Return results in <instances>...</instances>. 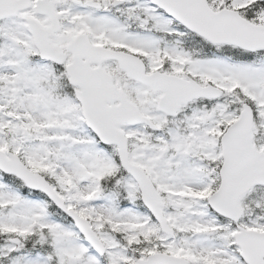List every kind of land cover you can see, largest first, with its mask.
Wrapping results in <instances>:
<instances>
[{
	"label": "snow or ice",
	"instance_id": "1",
	"mask_svg": "<svg viewBox=\"0 0 264 264\" xmlns=\"http://www.w3.org/2000/svg\"><path fill=\"white\" fill-rule=\"evenodd\" d=\"M0 264H264V0H0Z\"/></svg>",
	"mask_w": 264,
	"mask_h": 264
}]
</instances>
